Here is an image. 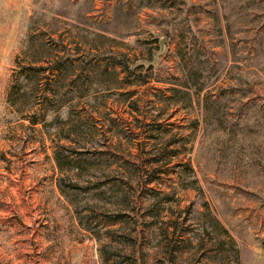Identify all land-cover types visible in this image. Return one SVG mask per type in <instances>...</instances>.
Masks as SVG:
<instances>
[{"label":"rangeland","instance_id":"1","mask_svg":"<svg viewBox=\"0 0 264 264\" xmlns=\"http://www.w3.org/2000/svg\"><path fill=\"white\" fill-rule=\"evenodd\" d=\"M0 264H264V0H0Z\"/></svg>","mask_w":264,"mask_h":264},{"label":"trees","instance_id":"2","mask_svg":"<svg viewBox=\"0 0 264 264\" xmlns=\"http://www.w3.org/2000/svg\"><path fill=\"white\" fill-rule=\"evenodd\" d=\"M110 57L111 58H114L118 62V65H120V66L123 67V69H124L125 72H127L129 70L130 59H129V57L127 55L122 54V55H119V56H114V55H112L110 53ZM128 77H129V75H128ZM29 110H32L33 111L34 109H29ZM34 114L35 115H32L33 118H32V116L30 117V124H32V125H36L37 124L36 119L38 118V115H37V113H34Z\"/></svg>","mask_w":264,"mask_h":264}]
</instances>
